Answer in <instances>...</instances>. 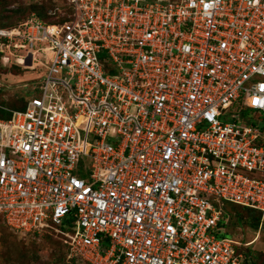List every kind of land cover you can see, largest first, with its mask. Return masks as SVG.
<instances>
[{"label":"built area","instance_id":"built-area-1","mask_svg":"<svg viewBox=\"0 0 264 264\" xmlns=\"http://www.w3.org/2000/svg\"><path fill=\"white\" fill-rule=\"evenodd\" d=\"M68 1L0 27L2 59L46 70L0 98V215L84 263L246 264L210 198L264 216L261 132L226 117L264 113V0Z\"/></svg>","mask_w":264,"mask_h":264},{"label":"rangeland","instance_id":"rangeland-1","mask_svg":"<svg viewBox=\"0 0 264 264\" xmlns=\"http://www.w3.org/2000/svg\"><path fill=\"white\" fill-rule=\"evenodd\" d=\"M35 7H41L42 13ZM59 7L62 11L69 10L68 0H0V27L14 26L30 17H41L47 21H54L49 16V11ZM40 8V9H41ZM43 16V17H42ZM50 52H42L39 58L46 63ZM2 59V57H1ZM2 64V65H1ZM0 64V98L6 105H22L23 99L37 96L42 84V77L46 70L41 62L36 60L34 67H18L11 61L2 59ZM20 66V65H19ZM227 119H235L239 124H246L260 130L259 141L264 140V113L252 109L248 105L235 104ZM88 161V160H87ZM90 162V161H89ZM89 170H91L89 166ZM254 178L264 179V173L259 171L247 172ZM79 176L88 179V171L84 169ZM210 200L223 211L220 230L223 235L230 236L240 242L241 247L261 251L264 254V221L257 228L247 216L246 209L233 202H218ZM264 217V216H263ZM68 221L60 227L68 229ZM67 246L61 239V235L55 232H41L34 235H24L11 228L2 216H0V264H74L70 260ZM82 263V261H80ZM84 264V262L82 263Z\"/></svg>","mask_w":264,"mask_h":264},{"label":"trees","instance_id":"trees-1","mask_svg":"<svg viewBox=\"0 0 264 264\" xmlns=\"http://www.w3.org/2000/svg\"><path fill=\"white\" fill-rule=\"evenodd\" d=\"M41 7H35L34 9H39L42 13V9ZM43 14V13H42ZM43 17V16H42ZM41 18V17H39ZM43 19V18H41ZM44 20V19H43ZM47 21V20H46ZM1 27H6V26H1ZM2 62V59H1V53H0V64ZM2 65V64H1ZM18 67H21L18 65ZM27 99H23V103H21L22 105H12V108H16V109H24L27 105ZM3 104H6L4 102V99H1ZM235 104H240V106H243V104H241V100L236 102ZM9 114L3 110L0 111V116H4V117H7ZM260 144H264V140L260 142ZM243 206V205H242ZM245 209H246V212H247V216L252 220V224L255 228H257L259 226V224L261 223V220L264 218L263 217V214H262V211L258 210V209H255V208H251L249 206H243ZM1 216V215H0ZM3 217V216H2ZM264 221V219H263ZM221 224V222H220ZM220 236H224L223 233H220L218 234ZM245 247H249V246H238V250H242L245 252V255H246V264H264V254L263 252L261 251H255V250H251V249H247ZM68 251V250H67ZM71 261H73L74 264H82L79 260H76L74 258H70ZM84 264H90V263H84Z\"/></svg>","mask_w":264,"mask_h":264},{"label":"crops","instance_id":"crops-1","mask_svg":"<svg viewBox=\"0 0 264 264\" xmlns=\"http://www.w3.org/2000/svg\"><path fill=\"white\" fill-rule=\"evenodd\" d=\"M22 67V66H21ZM5 106H8V105H6V104H4ZM9 107V106H8ZM9 108H11V107H9ZM15 109V108H14ZM6 112V111H5Z\"/></svg>","mask_w":264,"mask_h":264}]
</instances>
